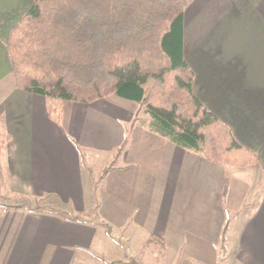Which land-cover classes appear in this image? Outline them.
<instances>
[{
	"label": "crops",
	"instance_id": "0c3cea01",
	"mask_svg": "<svg viewBox=\"0 0 264 264\" xmlns=\"http://www.w3.org/2000/svg\"><path fill=\"white\" fill-rule=\"evenodd\" d=\"M36 1L0 0V264H138L150 245L264 264V0H186L182 19L192 93L256 156L245 168L168 142L130 101L18 89L7 44Z\"/></svg>",
	"mask_w": 264,
	"mask_h": 264
},
{
	"label": "trees",
	"instance_id": "16d2710c",
	"mask_svg": "<svg viewBox=\"0 0 264 264\" xmlns=\"http://www.w3.org/2000/svg\"><path fill=\"white\" fill-rule=\"evenodd\" d=\"M186 0H37L11 32L7 54L16 87L50 100L134 103L148 129L245 168L256 157L193 95L182 52Z\"/></svg>",
	"mask_w": 264,
	"mask_h": 264
},
{
	"label": "rangeland",
	"instance_id": "374dc122",
	"mask_svg": "<svg viewBox=\"0 0 264 264\" xmlns=\"http://www.w3.org/2000/svg\"><path fill=\"white\" fill-rule=\"evenodd\" d=\"M110 98L116 99V100L120 101L121 103H127L124 100H119L115 96H111ZM53 103H55V102H53V101L51 102L52 106L54 105ZM137 111H138L136 113L137 119L138 120L144 119L145 116L142 115L143 113L138 108H137ZM86 161L87 160H85V162ZM106 164H109V162L106 160L105 161H99L96 164L95 163L91 164L90 168L93 170V172H95V174H97V171L100 170ZM1 202L2 201H0V203ZM139 255L140 256L137 259L138 264H196L195 262L190 263L188 261H181L179 259V257H176L174 255L165 254L163 252V250L157 245H150V246H147L146 248H142Z\"/></svg>",
	"mask_w": 264,
	"mask_h": 264
}]
</instances>
